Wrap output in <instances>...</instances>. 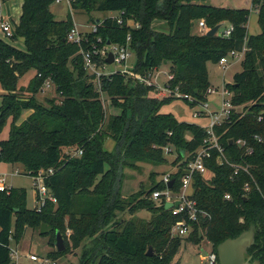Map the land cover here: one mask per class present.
Here are the masks:
<instances>
[{"label": "trees", "instance_id": "1", "mask_svg": "<svg viewBox=\"0 0 264 264\" xmlns=\"http://www.w3.org/2000/svg\"><path fill=\"white\" fill-rule=\"evenodd\" d=\"M54 2L23 0L11 40L23 39L24 50L0 38V87L10 92L2 94L0 106V134L10 122L8 138H0V162L23 164L32 176L44 170L43 182L57 200L30 209L25 188L0 191V264H12V240L19 242L27 228L40 229L52 245L57 232L61 233L66 248L51 252L54 259L79 249V264H178L174 258L184 237L172 236L171 230L181 216L151 198L155 189H166L168 184L159 180L140 194L122 199L120 180L123 169L137 161L166 163L164 148L168 146L180 160L171 174L172 189L179 191L185 167L207 131L160 108L174 98H184L191 106L207 101L211 87L207 64H219L233 51L244 52L242 70L225 86L232 93V103L243 110H233L230 122L217 127V133L230 161L249 163L251 175L244 171L235 175L231 165L208 160L215 177L206 181L196 174L193 183V198L207 215L192 222L194 231L186 239L194 244L207 239L217 252L221 242L253 226L256 241L249 254L264 264V0H252L261 26L257 35L248 33L251 10L217 7L207 0H75L72 9L86 13L125 11L121 24L113 17L99 23L93 19L97 31L88 34L83 48L98 37L103 39L101 45L107 41L126 44L130 34L136 73L147 76L163 59L172 60L170 86L183 97L161 98L154 93L155 87L120 72L101 76L100 91L95 76L85 68L82 47L68 39L73 16L57 20L51 11ZM129 19L140 26H132ZM160 20L169 25V32L156 28ZM198 20L206 22L201 34L193 32ZM226 24L234 26L229 37L208 34L211 28ZM31 70H35L31 94H13L19 78ZM47 80L60 95L59 102L50 100L49 108L36 101ZM103 95L120 113L107 117ZM23 109L34 112L17 124ZM105 136L116 141L115 150L104 147ZM238 138L247 139L254 153L245 155L231 142ZM70 147L82 153H66L64 149ZM142 209L152 213L149 220L118 217L119 211L133 214ZM150 246L153 255L148 254Z\"/></svg>", "mask_w": 264, "mask_h": 264}, {"label": "rangeland", "instance_id": "2", "mask_svg": "<svg viewBox=\"0 0 264 264\" xmlns=\"http://www.w3.org/2000/svg\"><path fill=\"white\" fill-rule=\"evenodd\" d=\"M208 4L217 6V7H230V8H247L251 10L249 19L247 22V27L250 35H257L261 33V26L258 22V12L254 9L252 0H207ZM22 5L23 0H9L5 3L3 11L6 15L11 16L14 20H19L22 14ZM258 10V9H257ZM51 11L55 15L57 20H65L71 14L75 20V23L78 25L79 29L82 32H91L93 28V19H103L105 17H114L117 15L116 11H95L91 13H86L84 11L74 10L66 2L62 3H53L51 5ZM128 22H132V19H129ZM200 20L196 21V24L193 27V32L196 34H201L204 28L199 26ZM156 28L163 32H169V25L160 20L155 25ZM228 26V25H226ZM223 25L221 29L226 27ZM11 45L18 49H25L23 39L10 40ZM230 56V55H228ZM242 59L243 55L237 56V58L230 57L229 63L224 65L214 64L209 62L207 64L209 72V80L211 87L217 89V93L209 96L213 109L220 108V100L222 98L223 86L226 83L233 82V76L236 72L242 70ZM137 61L136 54L132 55L127 59L126 66L128 68L134 67ZM173 66L172 60L163 59L161 64L154 70L153 73L157 77V81L162 86H167L169 83V76L171 75L170 70ZM124 64L112 63L108 64L106 71H117L124 68ZM35 75V70L29 71L24 76H21L18 81V88L13 94L18 95V97H27L31 93L28 91L32 86V79ZM10 94V92L4 91L0 87V106L2 105V94ZM158 95V92H154ZM165 93V92H164ZM164 97V95H159ZM56 99L57 102L60 100V95L55 91V87L49 89H41L36 95L37 103L41 104L43 107H51L50 100ZM103 104L105 107L106 115L109 117L110 114L120 113V109L112 104L111 100L106 96H102ZM208 100V101H209ZM163 113H172L178 120L186 121L189 123H206V118H196L194 117V109L190 103L184 98H174L165 102L161 108ZM34 109H23L20 119L17 121V124H21L25 119H27ZM10 131V122L4 127L2 133L0 134L1 139H7ZM104 147L108 151L115 150L116 141L111 136L104 137ZM66 153L76 154L75 148H65ZM167 162L161 165L152 164L145 161L135 162L134 167L126 166L123 169V175L120 188V195L122 199H129L134 197L143 189H147L154 185L156 181L161 180V178L172 171L177 170V164L180 160L177 159V154L175 152L171 154H166ZM19 170V173L15 171ZM39 174L44 173V170H39ZM29 171L23 166V164H11L6 162H0V176L6 175V184L8 187L14 188H25L27 190V206L30 209L37 207V189L35 187V177L28 174ZM34 175V176H37ZM38 184L41 185V180H38ZM144 195H142L143 197ZM152 198V196H151ZM154 200V199H153ZM156 203L159 201L154 200ZM119 218H144L150 219L152 213L149 210L142 209L131 214L129 210L124 212H118ZM44 229V228H41ZM12 248L21 250L24 255L19 259V264H44L43 259L49 258L52 261H56L57 264H79L80 263V250H72L69 254L62 255L53 258L54 254H51L56 249V245L49 244L48 236H45L41 233L40 229L27 228L24 236L19 242L12 240ZM202 250H212V246L207 242L206 239H203L200 244H194L191 241H188L184 237L182 245L174 258V263L178 264H203L201 258ZM27 253V254H26ZM37 254L40 257L39 261H32L29 259L28 254Z\"/></svg>", "mask_w": 264, "mask_h": 264}, {"label": "built area", "instance_id": "3", "mask_svg": "<svg viewBox=\"0 0 264 264\" xmlns=\"http://www.w3.org/2000/svg\"><path fill=\"white\" fill-rule=\"evenodd\" d=\"M9 0H0V38L3 40L10 41L13 36L16 33V27L15 23L17 20H14L11 16L6 15L3 11V7L5 3ZM75 0H55L54 3H62L66 2L69 7L72 8V3ZM125 14V11L117 12V15L114 16L118 23H123V15ZM130 23V22H129ZM134 27H139V22H135L132 20L130 23ZM199 26L201 28L206 27V22L204 20H200ZM234 30V26L232 24H228L223 30H218V34L224 37H229ZM97 31V25L93 24V28L91 32H82L78 25L75 23L74 27L68 34V39L72 43L79 44L81 48V54L84 58L85 68L89 72L90 75L95 76V83L97 88L100 90V78L103 75H109L113 73L120 72L122 74L127 75L128 77H131L135 79L137 82L143 83L148 86H153L159 93V95L166 96H179L183 97L182 94H180L177 91H174L171 86L170 82L167 86H162L158 83L157 77L150 73L149 75H141L136 73L133 70V67L128 68L126 66L127 59L132 55V50L130 47V41H131V35L128 34L127 37V43L126 44H119V43H103V39L101 37H98L96 43H90V47L87 49L83 48L82 43L83 42H89V33H93ZM101 45V46H100ZM109 53L113 54L114 61L113 63L118 64H124L125 67L117 70V71H106L108 62L107 57L109 56ZM242 53L240 52H231L229 55L225 58H221L219 64L226 66L227 63H229L230 57H237L240 56ZM156 70H154L155 72ZM153 72V71H152ZM170 80L173 78V75L171 74L169 76ZM169 80V81H170ZM226 85V84H225ZM223 86L222 91V98L220 100V108L213 109L212 104L208 101L205 102H199L195 106H193L194 109V117L196 118H206L207 122L205 124H201L203 128L207 131V136L204 139L203 144L195 151L192 158L188 161L187 166L184 170V175L181 178V186L179 191H174L172 189V186H169V183L174 179H172L171 174L173 172H170L168 174H165L160 181L168 184V187L166 189H155L152 192V198L154 200L166 203H172L173 207L170 208L173 215H179L181 216L180 219L173 225L171 234L174 237H188L193 231L194 226L192 222H198L200 220L201 216H206L207 213L203 210H201L198 207L197 201L193 198L194 194V180L196 174H200L204 177L206 181H211L215 177V173L210 169V167L207 165V161L215 158V161L219 165L229 164L234 168V174L238 175L240 172L244 171L251 175V165L249 163H233L230 161L227 149L224 143L220 139V135L217 133V127L223 125L224 123L230 122L231 119V113L233 110L242 111L243 108L240 109V107H236L232 101V93L228 90L226 86ZM53 87V84L50 80H47L42 87L43 89H49ZM101 91V90H100ZM165 92V93H164ZM217 89L210 87L208 89V98L210 95H213L214 93H217ZM188 97L191 101H194L193 98ZM259 141L262 140L261 137H257ZM232 143H236L240 149L244 150L245 155H251L254 153V147L249 143L247 139L238 138L236 140L231 139ZM172 148L165 147L164 151L166 154L172 153ZM76 154H81L82 151H75ZM215 154V155H214ZM16 173H19V170L15 171ZM53 169H50L48 173H52ZM5 174L3 176H0V191H9L10 187L6 184V178ZM35 177V185L38 188L37 192L39 194V198H37V208L41 209L47 201L56 202V198L49 192V188L44 184V173H41ZM38 180H41V185L38 184ZM173 184V183H172ZM246 190L249 189V184L246 183ZM226 198L230 199L231 195L226 194ZM179 202V205L176 206L175 203ZM71 230L68 229L67 234L70 235ZM207 240V239H206ZM207 242L212 246V250L207 251V254L205 256L201 255V258L203 260V264H219V258L218 253L214 250L213 245L210 241L207 240ZM29 259L32 261H39L40 257L37 254H29ZM11 259L12 264H19L20 255L17 251V249L12 248L11 246ZM44 264H57L56 261H52L49 258L43 259Z\"/></svg>", "mask_w": 264, "mask_h": 264}, {"label": "water", "instance_id": "4", "mask_svg": "<svg viewBox=\"0 0 264 264\" xmlns=\"http://www.w3.org/2000/svg\"><path fill=\"white\" fill-rule=\"evenodd\" d=\"M101 20L97 19V23ZM221 25H217L208 31L209 35L217 34ZM110 43V41H108ZM107 62L112 64L114 61L113 54L109 53L107 57ZM173 180L169 183L171 187ZM176 206L179 202L175 203ZM173 207L172 203H166V209ZM255 229L251 226L248 230L243 231L237 237L227 238L217 246V253L219 258V264H262L260 259H254L252 254H249V249L255 244ZM56 248L58 251H63L65 247L64 238L61 233L57 232ZM149 255L154 254V249L152 246L149 248ZM207 254L206 250H202V255Z\"/></svg>", "mask_w": 264, "mask_h": 264}, {"label": "crops", "instance_id": "5", "mask_svg": "<svg viewBox=\"0 0 264 264\" xmlns=\"http://www.w3.org/2000/svg\"><path fill=\"white\" fill-rule=\"evenodd\" d=\"M253 7H254V6H253ZM254 9L258 12V10H257L256 7H254ZM226 25H228V24H226ZM226 25H225V26H226ZM222 26H223V25H222ZM222 26H221V27H222ZM248 33H249V30H248ZM240 53H242V52H240ZM242 55H243V57H244V52H243ZM235 58H237V57H235ZM155 92H157V90H155ZM157 96L160 97L159 94H158ZM160 98H161V97H160ZM208 99H209V98H208ZM209 102H210V100H209ZM210 103H211V102H210ZM212 105H213V104H212ZM241 108H242V107H240V109H241ZM199 119H202V118H199ZM198 124L201 125V124H205V123L200 122V123H198ZM172 172H174V171H172ZM17 251H18V253H19V255H20V258H21V257L24 255V253L22 254V253H21L22 251L19 250V249H17ZM26 254H27V253H26ZM33 254H34V253H33ZM28 255H29V254H28ZM20 260H21V259H20Z\"/></svg>", "mask_w": 264, "mask_h": 264}]
</instances>
